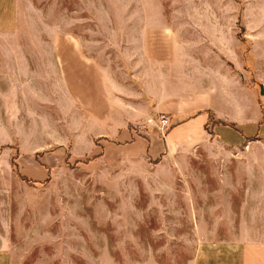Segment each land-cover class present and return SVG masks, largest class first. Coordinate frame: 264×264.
I'll return each instance as SVG.
<instances>
[{"label": "rangeland", "instance_id": "374dc122", "mask_svg": "<svg viewBox=\"0 0 264 264\" xmlns=\"http://www.w3.org/2000/svg\"><path fill=\"white\" fill-rule=\"evenodd\" d=\"M21 6L24 26L0 39V264H135L153 256L192 264L201 245L227 239L220 231L202 236L197 221L212 231L215 218L228 215L229 186L220 181L230 180L229 147L211 137L173 162V173L153 172L125 133L142 126L124 125L117 108L102 123L91 105L105 99V76L110 99L133 87L127 77L152 39H240L248 51L247 39H264V0ZM262 124L229 131L237 138ZM102 127L105 134H95Z\"/></svg>", "mask_w": 264, "mask_h": 264}, {"label": "crops", "instance_id": "0c3cea01", "mask_svg": "<svg viewBox=\"0 0 264 264\" xmlns=\"http://www.w3.org/2000/svg\"><path fill=\"white\" fill-rule=\"evenodd\" d=\"M22 14L21 0H0V39L15 38L24 26ZM152 40L148 57L135 60L133 75L127 77L133 87L123 97L110 99L109 77H103L105 99L91 105L97 109L92 115L108 125L110 109L117 108L124 125L141 124L140 134L133 127L125 133L135 154L153 161V172L164 167L173 173V162L211 137L229 147L234 156L230 180L220 181L229 186L228 215H218L212 231L202 219L197 221L202 236L221 233L228 238L201 245L192 264H264V39H247L248 51L240 39ZM253 78L256 85L250 83ZM163 114L170 119L164 128L159 123ZM261 121L260 133L231 136L230 128ZM103 130L107 128L94 132L102 135ZM158 183L173 187V181ZM103 264L117 263L111 259ZM135 264L162 262L153 256Z\"/></svg>", "mask_w": 264, "mask_h": 264}, {"label": "built area", "instance_id": "2783aa9c", "mask_svg": "<svg viewBox=\"0 0 264 264\" xmlns=\"http://www.w3.org/2000/svg\"><path fill=\"white\" fill-rule=\"evenodd\" d=\"M159 123H160L161 127H163V128L168 127V126H170V119L167 115L163 114L159 118ZM138 126L141 127L142 125L139 124Z\"/></svg>", "mask_w": 264, "mask_h": 264}, {"label": "water", "instance_id": "95a60500", "mask_svg": "<svg viewBox=\"0 0 264 264\" xmlns=\"http://www.w3.org/2000/svg\"><path fill=\"white\" fill-rule=\"evenodd\" d=\"M262 93L264 94V90H262Z\"/></svg>", "mask_w": 264, "mask_h": 264}]
</instances>
